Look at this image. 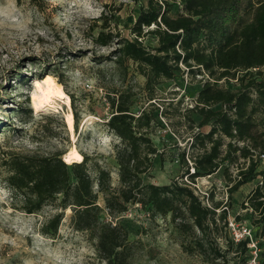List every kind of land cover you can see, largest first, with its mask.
<instances>
[{"label": "rangeland", "instance_id": "1", "mask_svg": "<svg viewBox=\"0 0 264 264\" xmlns=\"http://www.w3.org/2000/svg\"><path fill=\"white\" fill-rule=\"evenodd\" d=\"M148 1L0 0V264H105L98 257L92 234L73 228L72 212L61 209L60 196L39 212L24 211L23 201L15 198L7 185L5 161L13 155L39 153L62 154L68 163L66 156L76 149L85 158L94 191L98 192L99 171L106 170L112 190L118 192L116 146L120 139L109 129L108 121L113 114L110 99L120 93L132 94L135 116L147 111L152 117L147 135L157 153L152 168L141 176L143 183H186L216 219L203 235L198 229L180 230L170 214H155L151 206L137 203H129L124 213L111 217L103 194L98 193L101 221L118 224L127 233L131 248L128 264H210L198 253L185 252L183 245L201 240L208 247L215 238L231 263L264 264L262 225H257V216L245 211L244 205L256 182L231 192L238 169L245 166L241 152L233 153L236 159L223 162L209 177L197 178L196 187L187 182V170L192 173L193 158L203 150L195 137L211 129L210 125L199 128L201 117L192 111L208 75L191 74L181 64L183 72L175 80L156 84L153 75L149 71L148 76L141 74L133 61L115 60L118 42L133 37L131 28ZM167 1L175 3L171 14H180L184 0H179L180 4ZM100 33H112L114 38L102 46ZM143 43L152 49L157 40L147 35ZM47 75L60 84L70 105L44 95ZM239 83L223 79L218 86L236 89ZM69 112L76 116L73 131L67 124ZM255 118L259 123L256 140L264 142L262 116ZM223 140L225 155L230 140ZM253 144L247 143L251 148ZM255 153L264 151L258 147ZM60 212L64 218L58 232L44 233L45 225ZM224 212L225 220L221 218ZM230 223L252 229L254 239L261 242L257 257L244 255Z\"/></svg>", "mask_w": 264, "mask_h": 264}, {"label": "trees", "instance_id": "2", "mask_svg": "<svg viewBox=\"0 0 264 264\" xmlns=\"http://www.w3.org/2000/svg\"><path fill=\"white\" fill-rule=\"evenodd\" d=\"M174 4L167 0H149L131 28L133 37L118 42L115 60L117 63L133 61L144 76L149 71L156 84L175 80L183 72L181 64L191 74L208 75L192 111L201 117L199 128L210 125L211 129L195 137L203 150L193 158L194 173L187 170V178L194 182L210 176L223 162L235 160L233 153L241 152L245 166L238 169L231 192L256 182L257 188L249 196V203L259 214L256 223L262 225L264 238V168L252 157V150L260 147L264 151V142L257 141L255 136L259 125L257 115L262 116L260 125L264 126V0H184L177 16L171 14ZM147 35L156 37L157 45L152 49L143 43ZM113 38L112 33H100L98 42L107 46ZM223 79L240 81L238 88L219 87L218 82ZM110 105L113 114L108 127L120 139L116 146L119 191L112 190L109 172L100 170L98 192H95L85 158L68 164L62 154L13 155L5 161L6 182L13 196L23 201L24 211L39 212L60 196L61 209L72 212L73 228L92 234L97 240L98 257L105 264H128L131 248L124 229L101 221L103 208L98 203V193L103 194L111 217L124 213L129 203H137L151 206L155 214H170L180 230L198 229L206 234L216 219L189 185L178 181L165 186L143 183L141 176L152 168V157L157 153L147 135L151 115L147 111L138 116L131 112V93L112 97ZM224 137L230 140L225 155ZM251 141L252 148L247 145ZM238 143H244V147ZM260 181L263 186H259ZM63 218V212L54 215L45 225L44 233L56 234ZM221 218L226 219L225 212ZM216 239L208 247L201 240L194 245L184 244L183 250L204 256L210 264H233ZM260 244L259 240V250ZM238 245L244 255L253 256L249 240H241Z\"/></svg>", "mask_w": 264, "mask_h": 264}, {"label": "built area", "instance_id": "3", "mask_svg": "<svg viewBox=\"0 0 264 264\" xmlns=\"http://www.w3.org/2000/svg\"><path fill=\"white\" fill-rule=\"evenodd\" d=\"M178 3L180 4L179 0H178ZM242 144H244V143H242ZM252 153H253L252 157L255 160H259L262 164H264V153L256 154L254 150H252ZM192 173H194V169H192ZM207 177H209V176H207ZM196 181H197V179H196ZM187 182H189L190 186H194V187L197 186L196 185L197 183L195 181L191 182V181L187 180ZM231 186H232V184L230 185V187ZM259 186H263L262 181L259 182ZM255 188H257V186H255ZM244 205L246 206L245 211L256 215L257 218L259 217L258 212L254 211L253 208L250 206L249 197L246 199ZM230 227L232 229V233L235 234L236 240L238 242L241 240H245V239L249 240V247L252 249V254H253V256L257 257L260 250L258 248V241L256 239H254V237H253L252 229L247 227V226H244V225L239 227L238 225H235L234 223H230Z\"/></svg>", "mask_w": 264, "mask_h": 264}, {"label": "bare ground", "instance_id": "4", "mask_svg": "<svg viewBox=\"0 0 264 264\" xmlns=\"http://www.w3.org/2000/svg\"><path fill=\"white\" fill-rule=\"evenodd\" d=\"M40 83V82H39ZM36 83V85H38V87H40V84ZM44 85H45V89L44 91V95L46 97L49 96H54L56 98L59 99H64L65 102L69 104V98L67 97V95L65 94L63 88L60 86V84H58L56 82V80L51 76V75H47L44 81ZM38 102V101H37ZM43 103V101L41 102ZM67 124L69 126V129L71 131H73L74 129V115L72 112H69L67 114ZM67 162L68 163H72V162H82L83 160V156L81 154H79L76 149H73L67 156H66Z\"/></svg>", "mask_w": 264, "mask_h": 264}, {"label": "crops", "instance_id": "5", "mask_svg": "<svg viewBox=\"0 0 264 264\" xmlns=\"http://www.w3.org/2000/svg\"><path fill=\"white\" fill-rule=\"evenodd\" d=\"M240 188H242V187H240Z\"/></svg>", "mask_w": 264, "mask_h": 264}]
</instances>
